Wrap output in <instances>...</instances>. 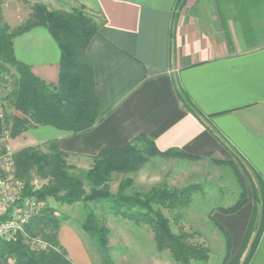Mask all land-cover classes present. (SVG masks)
<instances>
[{"label":"crops","instance_id":"crops-1","mask_svg":"<svg viewBox=\"0 0 264 264\" xmlns=\"http://www.w3.org/2000/svg\"><path fill=\"white\" fill-rule=\"evenodd\" d=\"M75 1L104 20L87 48L100 118L78 133L31 124L14 138L16 149L56 143L91 159L146 135L162 152L178 149L200 161L236 156L264 182V0H187L179 11L177 0ZM14 50L35 75L58 83L60 49L45 28L16 37ZM252 211L249 201L236 213L212 214L233 249ZM82 237L67 225L59 230L74 264H94ZM249 264H264V229Z\"/></svg>","mask_w":264,"mask_h":264},{"label":"trees","instance_id":"trees-1","mask_svg":"<svg viewBox=\"0 0 264 264\" xmlns=\"http://www.w3.org/2000/svg\"><path fill=\"white\" fill-rule=\"evenodd\" d=\"M35 13L25 25L14 32H7L0 27V60L13 65L19 73L14 91L15 108L23 115L15 118L13 137L26 131L31 124L52 125L61 130L78 133L90 130L100 116V100L95 90L94 70L87 54L91 40L100 32L104 20H98L86 12L84 5L74 7L70 13L48 10L38 0ZM187 0H177L175 9L183 8ZM45 28L60 49V73L58 83H47L35 75L30 66L18 60L14 50V39L34 28ZM89 91V92H88ZM189 110L194 111L189 99L178 91ZM17 122L24 126L18 129ZM50 153L39 151L37 146H27L13 153L12 161L15 178L22 185L17 198L9 210L21 207L22 202L31 198L41 205L21 228L16 230L13 238L0 239V264H74L62 249L59 230L67 217L59 218L52 210L44 208L49 198L61 205H74L79 202L94 201L98 204H109L115 216L133 221L136 224H147L154 232V242L160 251L167 250L171 258L180 264L192 261H207L210 249L192 242L194 234L180 230L173 232L168 217L162 208L174 210L187 206L193 193L201 185L189 184L182 188H169L166 185L154 186L147 191H133L134 179L124 178L116 192L111 189L114 172L127 174L136 171L138 166L152 156H178L200 160L178 149L160 151L154 141L146 135H139L133 141L121 147H104L93 157L94 164L89 169L73 171L67 164V153L53 143ZM214 164L231 165L243 183V191L237 202L226 208H219L225 214L236 213L249 201V191L242 178V171L232 159H212ZM250 177L253 197V211L247 231L238 253L242 254L249 247L248 256L243 264H249L257 248L264 229V182L258 175L257 181L242 165ZM37 175L49 182L36 187L32 177ZM251 175V176H250ZM88 186V191L85 186ZM86 216L83 223L84 232L93 235L102 252L101 264H115L108 245V228L106 221L98 216L93 208L86 205ZM3 217L8 218L9 212ZM218 228L226 239L228 252L232 249L229 234L219 224ZM41 234L42 238L34 235ZM40 241L41 248L32 245ZM234 264V263H231Z\"/></svg>","mask_w":264,"mask_h":264},{"label":"rangeland","instance_id":"rangeland-1","mask_svg":"<svg viewBox=\"0 0 264 264\" xmlns=\"http://www.w3.org/2000/svg\"><path fill=\"white\" fill-rule=\"evenodd\" d=\"M38 1L43 3L48 10L61 13H70L74 7L82 5L75 0ZM36 2L35 0H0V27L11 33L25 25L26 21L35 13ZM86 12L99 21L103 20L102 16L97 13H90L87 9ZM18 77L19 73L13 65L0 60V113L3 115L0 117V191L5 187L12 188L8 191L4 189L5 195L10 192L15 194L22 185L15 178V168L10 160L13 153L22 149L15 148L17 146L16 143L14 144V138L22 134L23 131L15 137L12 136L14 119L23 117L14 105L13 94L17 87L16 79ZM16 124L18 129L24 126L22 122ZM53 146V143H48L38 149L50 153ZM232 160L237 163L242 171V178L249 191V199L253 202L250 177L242 165L246 167L255 181H257V177L249 171L247 165L240 158L235 156ZM66 161L68 165L73 167V171L89 169L94 164L93 158L86 159L73 155H68ZM128 177L134 179L135 182L129 188L130 192L147 191L160 185H166L169 188H182L193 183L200 184L201 188L193 193L192 200L187 206L178 207L174 210L162 208L163 213L170 221L173 232L178 233L180 230H184L193 233V243L205 245L210 249L207 261H192L190 264L244 263L248 256L249 247L240 255L238 253L239 248H232L228 252L226 239L218 228L217 223L219 222L212 217V214L219 211V208H226L235 204L243 191V183L231 165H217L212 161L192 160L187 157L152 156L139 165L136 171L127 174L114 172L111 182L112 191L116 192L119 182ZM48 182V179L37 175L32 177V185L36 187ZM84 188L88 191L87 185ZM2 202L5 203L1 199L0 205ZM42 205L44 208L51 209L52 213L59 218L67 217L61 226L67 225L81 233L94 264H101L102 252L94 236L84 232L86 205L93 208L98 216L106 221L109 231L108 245L111 247L110 254L115 264H180L171 258L167 250L160 251L157 249L154 242V232L149 225L136 224L121 216H115L110 211L109 204L88 201L68 206L58 204L49 198ZM34 236L43 239L41 234ZM33 247L37 248L34 245ZM13 263L14 260L10 259L9 264Z\"/></svg>","mask_w":264,"mask_h":264},{"label":"built area","instance_id":"built-area-1","mask_svg":"<svg viewBox=\"0 0 264 264\" xmlns=\"http://www.w3.org/2000/svg\"><path fill=\"white\" fill-rule=\"evenodd\" d=\"M2 113H0V117H2ZM11 163L12 157L10 158ZM12 189L10 187H5L0 191V200L2 199L4 202L0 205V239H11L14 237L16 230L18 228L22 227V224L27 222V220L39 209L41 208V205L37 203L36 200L34 199H25L21 207L19 208H13V210H9L12 208L18 194V190H16V193L14 194L13 192H7L9 193L8 195L3 193V190ZM11 191V190H10ZM5 197V198H4ZM9 212V216L6 219H3V217L6 215V213ZM34 246L38 247H43L44 244H42L40 241L35 242L33 244ZM32 245V246H33Z\"/></svg>","mask_w":264,"mask_h":264}]
</instances>
